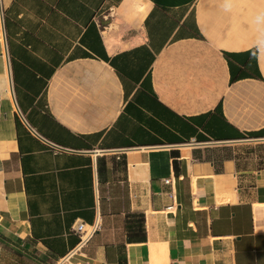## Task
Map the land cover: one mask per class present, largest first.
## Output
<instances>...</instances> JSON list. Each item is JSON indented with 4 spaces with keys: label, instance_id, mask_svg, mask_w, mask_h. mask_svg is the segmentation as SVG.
Here are the masks:
<instances>
[{
    "label": "crops",
    "instance_id": "1",
    "mask_svg": "<svg viewBox=\"0 0 264 264\" xmlns=\"http://www.w3.org/2000/svg\"><path fill=\"white\" fill-rule=\"evenodd\" d=\"M0 8V264H264V0Z\"/></svg>",
    "mask_w": 264,
    "mask_h": 264
},
{
    "label": "built area",
    "instance_id": "2",
    "mask_svg": "<svg viewBox=\"0 0 264 264\" xmlns=\"http://www.w3.org/2000/svg\"><path fill=\"white\" fill-rule=\"evenodd\" d=\"M0 14H1V8H0ZM5 51L6 50H4V52ZM20 116L22 119H24L21 113H20ZM29 129L32 133L38 135V133L32 127H29ZM98 225L99 224L97 221H94L90 224H85L82 221H75L71 228L78 235L79 240L77 244L70 251H68V253L59 257L51 264H78V263H74L71 261L72 256L76 252H78L80 248L95 234V232L98 229ZM32 264H37V263H32Z\"/></svg>",
    "mask_w": 264,
    "mask_h": 264
},
{
    "label": "trees",
    "instance_id": "3",
    "mask_svg": "<svg viewBox=\"0 0 264 264\" xmlns=\"http://www.w3.org/2000/svg\"><path fill=\"white\" fill-rule=\"evenodd\" d=\"M131 215H132V216H133V215H136V216L138 217V219H137L136 221L139 222V223L142 222V220H143V215H142V214H127V215H126V227L129 226V217H130Z\"/></svg>",
    "mask_w": 264,
    "mask_h": 264
}]
</instances>
